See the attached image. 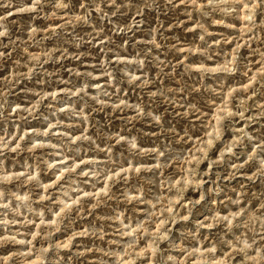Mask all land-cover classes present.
<instances>
[{
	"label": "rangeland",
	"instance_id": "rangeland-1",
	"mask_svg": "<svg viewBox=\"0 0 264 264\" xmlns=\"http://www.w3.org/2000/svg\"><path fill=\"white\" fill-rule=\"evenodd\" d=\"M0 264H264V0H0Z\"/></svg>",
	"mask_w": 264,
	"mask_h": 264
}]
</instances>
